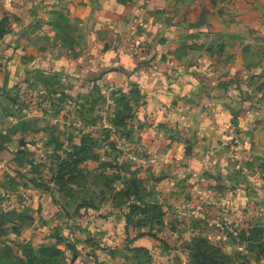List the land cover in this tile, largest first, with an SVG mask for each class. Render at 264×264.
Masks as SVG:
<instances>
[{
    "label": "rangeland",
    "instance_id": "rangeland-1",
    "mask_svg": "<svg viewBox=\"0 0 264 264\" xmlns=\"http://www.w3.org/2000/svg\"><path fill=\"white\" fill-rule=\"evenodd\" d=\"M2 16L0 12V19ZM8 17L11 25L12 19ZM53 31V43L69 48V32L73 29L65 34L55 28ZM253 55L250 62L257 67L264 62L260 60L264 59V47L256 49ZM30 79L24 89L16 87L13 92L0 95V146L5 147L0 151V213L15 210L33 220L26 225H18L17 221L4 224L1 240L5 244L11 246L13 243L9 241L16 239L34 248L45 247L55 244L57 234L77 248V255H73L59 244L66 254L63 264H191V254L184 248L203 239L221 249L234 264H264V256L258 258L264 244L263 155L250 156L236 138L229 144L236 151H232L226 173L193 172L179 159L172 158L169 162L172 173L165 175L156 171L165 162L161 161L165 148L150 151L158 146L147 143L142 128L133 120L138 109L134 95H125L122 100L119 94L123 92L115 88L103 93L101 84H77L48 72L45 75L33 72ZM262 87V81L254 85L256 90L263 91L264 101ZM254 88L250 93L256 96ZM118 115L124 118L122 125H117L121 120ZM173 133V129H166L164 137L170 139ZM83 138L90 140L91 153L98 160L89 159L80 166L73 183L55 184L52 179L57 171L55 157L62 154L56 150L57 143L67 145L71 141L79 145ZM17 152L26 155L16 163ZM31 157L33 166L28 165ZM17 172L37 180L47 191L34 190ZM113 175L114 188L131 193L130 202L122 211L115 207L112 195L103 187ZM208 180L214 183L212 193L227 198L207 202L203 194ZM250 180L259 181L261 188L256 187L251 199L240 202L235 187H245ZM132 182L135 185L130 186ZM139 196L143 201L133 203ZM83 201L97 209L81 210L70 218L65 215L66 211L73 214L75 206ZM130 205L157 206L161 214L159 224L146 223L147 216L135 213ZM124 214L132 220L129 244L125 232L114 234L112 226L107 227L108 220L101 227L97 224L102 216L105 219L110 216L114 223L124 219ZM15 226L18 232L13 231ZM121 227L126 228L125 219ZM258 231L261 237L255 235ZM149 232L159 239L135 238ZM242 236L247 243H242Z\"/></svg>",
    "mask_w": 264,
    "mask_h": 264
},
{
    "label": "crops",
    "instance_id": "crops-1",
    "mask_svg": "<svg viewBox=\"0 0 264 264\" xmlns=\"http://www.w3.org/2000/svg\"><path fill=\"white\" fill-rule=\"evenodd\" d=\"M0 12L12 19L0 41V95L24 89L33 72L134 95L133 120L158 146L150 151L165 148L156 170L165 175L172 158L193 172L226 173L236 138L250 156H264L263 91L254 88L262 81L264 89V62H250L264 47V0H0ZM53 28L73 29L69 48L53 43ZM132 37L138 52L122 51ZM205 187L207 202L227 198L212 193L213 181ZM256 187L250 180L234 192L242 202ZM110 216L98 226L108 220L114 234L126 233L124 219Z\"/></svg>",
    "mask_w": 264,
    "mask_h": 264
},
{
    "label": "trees",
    "instance_id": "trees-1",
    "mask_svg": "<svg viewBox=\"0 0 264 264\" xmlns=\"http://www.w3.org/2000/svg\"><path fill=\"white\" fill-rule=\"evenodd\" d=\"M2 18L0 19V41L10 32V20L7 13L2 14ZM55 27V25H54ZM133 94H138V92ZM120 99H125V94L120 93ZM127 104H124V108L126 109ZM120 114V113H119ZM119 116V115H118ZM121 118V116H119ZM124 118H121L120 122L117 123V125H122V121ZM88 141H90L88 138H83L79 145L74 144L71 141L67 142L66 144L63 143H57L56 150H60L62 154L56 156L55 158L58 160V163L55 165L56 172L54 173V176H52L53 181L55 184L60 183L61 186H65L66 183L70 184L73 183L76 179L75 175L79 174V167L86 164V161L89 159H95L98 160V156H95L91 152V145L89 147ZM53 142H55L53 140ZM52 141L49 143L51 144ZM66 145V146H64ZM113 147V146H112ZM4 149L5 147L0 146V151ZM112 151L115 152L116 148L113 147ZM21 152H17L14 154V160L17 163L19 157H23L26 154ZM54 155V154H53ZM55 156V155H54ZM28 165L33 166V158H30ZM21 165V163H18ZM107 164H102V167H106ZM117 171L119 170L116 169ZM17 174L34 189V190H40L42 189V185L37 183V180L32 178H25L23 177L19 172ZM115 184V176H111L108 181L105 182V185L103 187L112 195V202L114 203L115 207H118L120 210L125 206L128 202H130L131 193L129 190L124 191H117L114 188ZM135 185L134 182H132L133 186ZM129 189V188H128ZM45 190V189H42ZM47 191V190H45ZM143 201V197H136L134 202ZM133 207V211L135 213H140L141 215H146V223H153L157 221V224H159L158 219L160 218L161 214L159 211V208L157 206H148L146 208H142L143 206H135L130 205ZM89 209H97L96 206H94L92 203L87 202H81L75 207V210L73 211V214H70L68 211H66L67 217H72V215L79 214L81 210H89ZM122 211V210H121ZM124 219L126 221V235L127 240L126 244L131 242L129 241V232L128 227L132 224V220L129 215L124 214ZM17 221L18 225H26L31 224L33 222L32 219L27 217L24 214H19L17 211H7V212H1L0 213V264H63L65 261V251L64 250H70L73 255H77V248L75 245L69 244L68 240L66 243V240H64L60 235L56 234V240L55 244H49L45 247H39L34 248L30 244L22 243L20 240L12 239L11 243L13 245L5 244L4 241L1 240L2 235L5 234V231L2 230L3 225L8 222L15 223ZM4 229V228H3ZM17 226L13 228V231L18 232ZM15 232V233H16ZM261 231H258L255 235H258L261 237ZM152 237L154 239H159L155 234H152L151 232L147 234H138L135 238H141V237ZM18 239V238H17ZM242 243H247V238L245 236H242ZM59 244H63L65 246V249H60ZM80 246L79 244H77ZM87 249V248H85ZM186 251L190 252L191 254V264H234V261H232L227 255H225L223 252H221V249H219L217 246L210 244L206 240L199 239L191 246H186L184 248ZM264 256V244L262 246V250L259 252L258 258L261 256ZM244 264V263H243ZM246 264V263H245Z\"/></svg>",
    "mask_w": 264,
    "mask_h": 264
},
{
    "label": "built area",
    "instance_id": "built-area-1",
    "mask_svg": "<svg viewBox=\"0 0 264 264\" xmlns=\"http://www.w3.org/2000/svg\"><path fill=\"white\" fill-rule=\"evenodd\" d=\"M139 47V42L136 38L132 37L127 40L124 46H122V51H127V52H138L137 49Z\"/></svg>",
    "mask_w": 264,
    "mask_h": 264
},
{
    "label": "water",
    "instance_id": "water-1",
    "mask_svg": "<svg viewBox=\"0 0 264 264\" xmlns=\"http://www.w3.org/2000/svg\"><path fill=\"white\" fill-rule=\"evenodd\" d=\"M232 114H233V116H234V120H235V118L237 117L238 113H237V112H234V111H232Z\"/></svg>",
    "mask_w": 264,
    "mask_h": 264
}]
</instances>
